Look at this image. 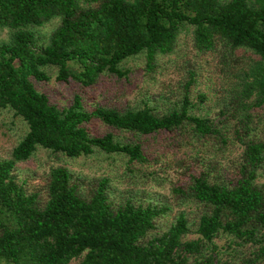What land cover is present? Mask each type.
Returning a JSON list of instances; mask_svg holds the SVG:
<instances>
[{"label": "trees", "instance_id": "16d2710c", "mask_svg": "<svg viewBox=\"0 0 264 264\" xmlns=\"http://www.w3.org/2000/svg\"><path fill=\"white\" fill-rule=\"evenodd\" d=\"M51 22L42 37L38 29ZM187 29L193 48L215 55L230 78L224 120L191 113L192 81L166 112L89 110L79 94L59 109L33 83L57 69V82L95 88L106 76L126 77L123 62L141 53L152 72ZM5 110L27 131L0 159V264H264V0H0ZM149 137L183 168L171 193L198 212L179 213L166 231L159 222L169 206L142 194L116 202L107 177L75 176L60 165L32 188L19 176L40 149L69 159L97 149L126 158L133 173L129 166L149 165L148 152L158 148L140 140Z\"/></svg>", "mask_w": 264, "mask_h": 264}, {"label": "rangeland", "instance_id": "374dc122", "mask_svg": "<svg viewBox=\"0 0 264 264\" xmlns=\"http://www.w3.org/2000/svg\"><path fill=\"white\" fill-rule=\"evenodd\" d=\"M55 26L56 23L51 22L39 28L38 32L46 38ZM1 38L6 39V36L2 35ZM220 67L221 64L215 55H202L193 48L191 30L187 29L180 35L174 52L159 57L157 67L152 72L146 69L145 54L141 53L123 62L122 68L128 70L126 77L106 76L95 88H80L70 79L67 82H57V69L49 70V81L33 83L36 89L45 94L50 103L59 109L68 107L74 95L79 94L89 110L97 105H104L120 110L151 107L157 112H166L180 105L184 85L192 81L189 83V97L194 105L191 113L199 117L224 120V106L229 99L231 100L227 91L231 82L230 78H226L220 71ZM198 95L204 98L203 101H200ZM92 128L97 135L103 134L104 128L101 125L95 124ZM26 131L27 127L20 118L15 117L10 111H0V159L9 157L11 149L24 137ZM140 140L146 141L151 147L155 144L158 148L152 147L154 152H148L149 165H130L133 173L127 168L126 158L107 155L97 149L92 155L77 159H69L61 154L53 155L40 149L28 163L19 166V176L22 179L26 177L31 179L28 185L32 188L40 187L48 170L60 165L65 166L75 176L87 179L107 177L110 181L112 199L116 202L123 196L136 198L142 194L148 201L161 202L169 206L167 215L159 222V227L166 231L179 213L185 212L191 219L198 212L192 204L191 207L182 205V202L171 193L173 186L179 181L183 182L181 179L183 168L179 167L172 155L162 148L164 142L159 139L156 143L151 137ZM240 151L241 149L236 148L230 154V158L237 156ZM153 157L158 158L160 162L153 164ZM179 157L186 159V156L181 154L175 158ZM143 173L147 177H144ZM260 182L264 183V179ZM215 244L221 248L224 241L219 239Z\"/></svg>", "mask_w": 264, "mask_h": 264}]
</instances>
